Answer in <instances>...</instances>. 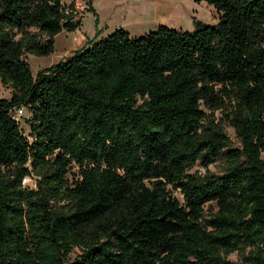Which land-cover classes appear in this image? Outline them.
<instances>
[{
    "label": "trees",
    "instance_id": "obj_1",
    "mask_svg": "<svg viewBox=\"0 0 264 264\" xmlns=\"http://www.w3.org/2000/svg\"><path fill=\"white\" fill-rule=\"evenodd\" d=\"M193 1L217 23L97 32L33 76L74 0H0V264H264V0Z\"/></svg>",
    "mask_w": 264,
    "mask_h": 264
},
{
    "label": "rangeland",
    "instance_id": "obj_2",
    "mask_svg": "<svg viewBox=\"0 0 264 264\" xmlns=\"http://www.w3.org/2000/svg\"><path fill=\"white\" fill-rule=\"evenodd\" d=\"M84 6L77 9V18L80 20V27L73 31H62L54 37V50L48 56L26 55L33 76L44 68H47L64 58L70 56L74 51L82 46L81 41L86 37L92 39L99 29L108 28L112 32L116 28L122 27L130 36H141L149 31L155 30L158 26H166L185 31L193 30L194 21L214 25L217 23L218 15L213 7L204 2L196 3L193 0H74ZM88 4H87V3ZM88 5L91 9L88 10ZM88 10V11H87ZM105 34L104 36H106ZM83 42V41H82ZM87 42V41H86ZM10 89L0 83V99L9 98ZM209 118L215 123L221 124L225 134L230 139L232 145L237 146L233 128L230 126L225 116L219 112H207ZM25 117L19 123L23 132L27 133ZM222 170V163L216 161L207 168L196 165L191 173L197 175L219 174ZM76 170L73 169L72 173ZM25 187L34 188L33 179L23 180ZM174 195L178 196L177 193ZM78 253L75 250L71 256L72 260ZM236 262L237 254H231L227 258Z\"/></svg>",
    "mask_w": 264,
    "mask_h": 264
},
{
    "label": "built area",
    "instance_id": "obj_3",
    "mask_svg": "<svg viewBox=\"0 0 264 264\" xmlns=\"http://www.w3.org/2000/svg\"><path fill=\"white\" fill-rule=\"evenodd\" d=\"M74 8H75L74 15L76 16V19H78V18H77V9H78V8H81V11H84V6H82L80 3L77 4V3H75V1H74ZM22 115H23V111H22V109H19V110L16 112V114H15V119H16V120L21 119Z\"/></svg>",
    "mask_w": 264,
    "mask_h": 264
},
{
    "label": "crops",
    "instance_id": "obj_4",
    "mask_svg": "<svg viewBox=\"0 0 264 264\" xmlns=\"http://www.w3.org/2000/svg\"><path fill=\"white\" fill-rule=\"evenodd\" d=\"M111 30H109L108 28H104V29H99L97 32H98V38H100V37H102V36H104L105 34H107L108 32H110ZM94 37H95V35H94ZM93 37V38H94ZM92 38V39H93ZM92 39H90L89 37H86L84 40H82L81 41V43H80V45H84L85 43H87L88 41H90V40H92ZM87 41V42H86Z\"/></svg>",
    "mask_w": 264,
    "mask_h": 264
}]
</instances>
